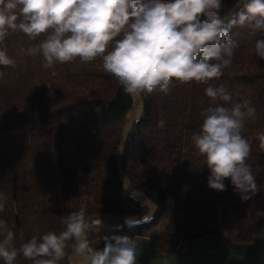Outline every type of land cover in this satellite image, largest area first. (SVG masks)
Masks as SVG:
<instances>
[{
	"label": "trees",
	"instance_id": "trees-1",
	"mask_svg": "<svg viewBox=\"0 0 264 264\" xmlns=\"http://www.w3.org/2000/svg\"><path fill=\"white\" fill-rule=\"evenodd\" d=\"M224 3L230 8L235 0ZM231 34L239 43L232 65L210 85L223 84L235 101L248 100L256 108L243 135L251 144L247 162L259 190L247 200L230 179L224 191L208 186L210 171L191 141L211 103L204 91L209 85L172 81L168 95L138 93L140 117L121 142L132 97L99 58L46 70L40 55L20 52L43 35L35 41L23 33L10 35L6 45L16 66H0V192L7 197L0 219L16 234L15 245L61 231L60 218L79 208L89 217L139 219L115 224L106 234L102 225L90 230L97 249L113 235L154 239L162 253L179 252L184 242L208 235L226 243L252 241V224L264 219V151L256 139L264 131V60L254 53V41L264 37L238 27ZM120 174L153 206L148 222V205L123 186ZM71 254L69 247L61 264H70ZM15 264L32 262L18 256Z\"/></svg>",
	"mask_w": 264,
	"mask_h": 264
},
{
	"label": "clouds",
	"instance_id": "clouds-1",
	"mask_svg": "<svg viewBox=\"0 0 264 264\" xmlns=\"http://www.w3.org/2000/svg\"><path fill=\"white\" fill-rule=\"evenodd\" d=\"M233 27L264 37V0H235L230 8L224 0H0V66H16L6 40L23 33L33 41L43 35L20 52L40 55L44 69L99 58L126 94L168 95L172 81L209 85L204 91L211 103L202 110L191 141L210 171L208 186L224 191V181L230 179L234 191L247 200L259 190L247 162L251 144L243 135L256 108L248 100L235 101L225 85H210L232 65L239 47ZM254 53L264 60V38L254 41ZM256 139L264 151V131ZM6 204L0 192V212ZM60 223L61 231L49 230L17 247L16 234L0 219V260L15 264L22 256L32 264H61L71 247L87 264H137L138 237L113 235L104 238L102 249L91 246L89 231L98 230L102 221L89 217L86 209L71 211Z\"/></svg>",
	"mask_w": 264,
	"mask_h": 264
},
{
	"label": "crops",
	"instance_id": "crops-1",
	"mask_svg": "<svg viewBox=\"0 0 264 264\" xmlns=\"http://www.w3.org/2000/svg\"><path fill=\"white\" fill-rule=\"evenodd\" d=\"M138 240L137 264H264V219L252 224V241L226 243L217 235L188 240L176 253H162L154 239Z\"/></svg>",
	"mask_w": 264,
	"mask_h": 264
},
{
	"label": "rangeland",
	"instance_id": "rangeland-1",
	"mask_svg": "<svg viewBox=\"0 0 264 264\" xmlns=\"http://www.w3.org/2000/svg\"><path fill=\"white\" fill-rule=\"evenodd\" d=\"M131 97H132V106L128 110V112L126 113V115H125V117L123 119V122H122V126H121V142L124 141V139L126 138L127 134L129 133V131L132 128L133 122L140 117V114H141V111H142V102H141V99H140L138 93L131 94ZM119 153H120V146H119V151H118V154H117V159L119 157ZM118 169H119V163H118ZM120 178H121L123 186L130 193L134 194V196H136L144 204L148 205V210L146 211L145 217L146 216H151L152 211H153V206L151 204H148L146 202V200H144L143 197H140V196L136 195V193L131 188L130 184L124 178V176L122 174H120ZM99 218L102 221V228H103L105 234L109 231V228H111L115 224H118L120 222L126 223V220L128 218H135V221H134L135 223L139 221V219L137 217H130V216L100 215ZM70 264H87V261L83 257H76L74 255L73 251H72V254L70 256Z\"/></svg>",
	"mask_w": 264,
	"mask_h": 264
}]
</instances>
